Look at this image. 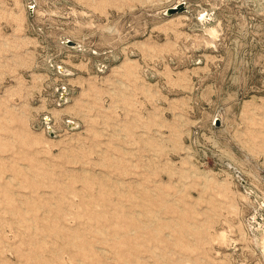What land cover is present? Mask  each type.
Returning <instances> with one entry per match:
<instances>
[{"label":"rangeland","instance_id":"rangeland-1","mask_svg":"<svg viewBox=\"0 0 264 264\" xmlns=\"http://www.w3.org/2000/svg\"><path fill=\"white\" fill-rule=\"evenodd\" d=\"M263 242L264 0H0V264Z\"/></svg>","mask_w":264,"mask_h":264},{"label":"water","instance_id":"water-1","mask_svg":"<svg viewBox=\"0 0 264 264\" xmlns=\"http://www.w3.org/2000/svg\"><path fill=\"white\" fill-rule=\"evenodd\" d=\"M183 9H185L184 2L183 1H180L176 5L167 7L166 8V12L167 13H171V12H174V11H181Z\"/></svg>","mask_w":264,"mask_h":264},{"label":"bare ground","instance_id":"bare-ground-1","mask_svg":"<svg viewBox=\"0 0 264 264\" xmlns=\"http://www.w3.org/2000/svg\"><path fill=\"white\" fill-rule=\"evenodd\" d=\"M263 249H264V242H263Z\"/></svg>","mask_w":264,"mask_h":264}]
</instances>
